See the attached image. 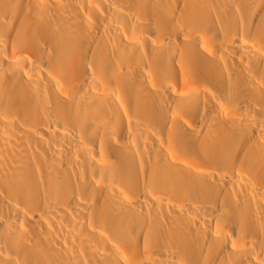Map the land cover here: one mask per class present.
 <instances>
[{"label":"bare ground","instance_id":"bare-ground-1","mask_svg":"<svg viewBox=\"0 0 264 264\" xmlns=\"http://www.w3.org/2000/svg\"><path fill=\"white\" fill-rule=\"evenodd\" d=\"M0 264H264V0H0Z\"/></svg>","mask_w":264,"mask_h":264}]
</instances>
